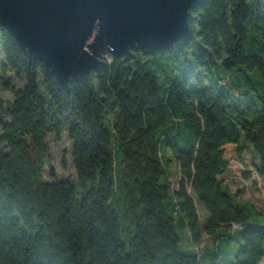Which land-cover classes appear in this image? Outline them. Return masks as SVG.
<instances>
[{"label": "trees", "instance_id": "16d2710c", "mask_svg": "<svg viewBox=\"0 0 264 264\" xmlns=\"http://www.w3.org/2000/svg\"><path fill=\"white\" fill-rule=\"evenodd\" d=\"M188 25L128 62L107 52L69 91L0 26L27 81L0 115V264L263 263L264 0H202ZM65 131L77 182H46V138Z\"/></svg>", "mask_w": 264, "mask_h": 264}, {"label": "water", "instance_id": "95a60500", "mask_svg": "<svg viewBox=\"0 0 264 264\" xmlns=\"http://www.w3.org/2000/svg\"><path fill=\"white\" fill-rule=\"evenodd\" d=\"M202 0H0V26L30 60H40L67 91L106 66L107 52L162 50L189 30L190 7Z\"/></svg>", "mask_w": 264, "mask_h": 264}, {"label": "rangeland", "instance_id": "374dc122", "mask_svg": "<svg viewBox=\"0 0 264 264\" xmlns=\"http://www.w3.org/2000/svg\"><path fill=\"white\" fill-rule=\"evenodd\" d=\"M112 63L113 60L109 63V65H112ZM26 83L27 81L25 75H21L18 73V71L8 68L5 56L0 51V115L6 106H9L14 102V97L12 92L9 90V86H13L16 89H23ZM242 137V143L246 145L243 134ZM46 142L50 147L51 157L49 160L44 162L43 175L45 181L54 182L58 180H76L77 182V173L73 162V142L70 139L69 132L65 131L59 137L55 135H49L46 138ZM247 147L251 153L245 154L244 158H246L247 161L256 160L259 163V157L253 146L247 144ZM52 171L55 173V177L52 175ZM242 202H246V200H242ZM175 221L177 225V231L181 239L180 250L188 253L193 249L188 232L182 227L179 217H175ZM130 229L132 230V227L129 226V231ZM235 235L236 241L239 242L235 251L233 246L227 244L221 245V248L223 249L221 261L223 262H227L229 260L228 254L230 250L233 253H236L242 247L240 231L237 230ZM122 238L124 241H126L125 233H122ZM262 264H264V260Z\"/></svg>", "mask_w": 264, "mask_h": 264}, {"label": "built area", "instance_id": "2783aa9c", "mask_svg": "<svg viewBox=\"0 0 264 264\" xmlns=\"http://www.w3.org/2000/svg\"><path fill=\"white\" fill-rule=\"evenodd\" d=\"M104 59L106 60L107 64L112 62V59L108 55H104Z\"/></svg>", "mask_w": 264, "mask_h": 264}]
</instances>
